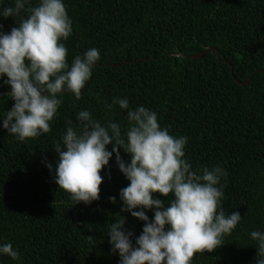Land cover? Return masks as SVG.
<instances>
[{
  "label": "trees",
  "instance_id": "trees-1",
  "mask_svg": "<svg viewBox=\"0 0 264 264\" xmlns=\"http://www.w3.org/2000/svg\"><path fill=\"white\" fill-rule=\"evenodd\" d=\"M37 3L29 0L26 8ZM64 3L73 29L64 41L67 62L92 47L100 60L79 99L62 93L48 133L19 141L0 128V243L10 242L19 253L17 260L0 255V264H118L108 223L122 215L125 228L140 234L143 222L121 212L118 193L129 182L115 154L101 170L99 200L87 205L58 188L46 166L54 170L52 145L68 121L78 127L80 110L101 124L119 123L123 131L128 109L114 104L109 110L113 97L127 98L129 108L155 111L170 134L187 137L184 158L194 171L219 166L226 172L218 185L224 193L220 205L242 219L220 247L195 253L192 264H254L249 233L264 231V0ZM5 6L14 7V0H0V10ZM27 15L22 10L15 18L0 17L2 30ZM8 92L0 81V115L14 103Z\"/></svg>",
  "mask_w": 264,
  "mask_h": 264
},
{
  "label": "clouds",
  "instance_id": "clouds-1",
  "mask_svg": "<svg viewBox=\"0 0 264 264\" xmlns=\"http://www.w3.org/2000/svg\"><path fill=\"white\" fill-rule=\"evenodd\" d=\"M28 3L14 0V7L0 10L5 18H15L22 10L28 13L7 32L0 25V81L9 87L7 96L14 102L0 115V128L19 141L48 133L62 93L71 92L79 99L100 60L99 49L92 47L67 62L64 41L73 29L64 0H38L26 8ZM114 104L128 109L123 131L111 120L101 124L87 109L77 113L78 127L68 121L52 145L58 156L54 170L46 164L54 171L58 188L76 203L99 200L101 170L115 154V163L129 182L118 193L121 212L143 222L135 237L125 228L124 216L108 223V243L118 264H192L195 253L220 247L222 238L242 219L238 211L226 214L220 205L224 193L218 185L225 170L213 166L194 171L184 158L187 137L170 134L155 111L129 108L127 98L113 97L107 108ZM119 149L129 155L128 161ZM108 199L115 203L117 198ZM147 211H152L151 218ZM249 238L255 242L254 264H264V231L253 230ZM4 254L19 259L10 242L0 243V255Z\"/></svg>",
  "mask_w": 264,
  "mask_h": 264
},
{
  "label": "water",
  "instance_id": "water-1",
  "mask_svg": "<svg viewBox=\"0 0 264 264\" xmlns=\"http://www.w3.org/2000/svg\"><path fill=\"white\" fill-rule=\"evenodd\" d=\"M203 56V53H199V54H197V55H195V56H192V59H199V58H201Z\"/></svg>",
  "mask_w": 264,
  "mask_h": 264
}]
</instances>
